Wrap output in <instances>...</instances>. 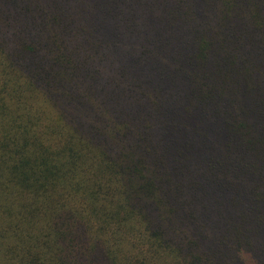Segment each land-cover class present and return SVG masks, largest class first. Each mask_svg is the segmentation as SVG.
Returning <instances> with one entry per match:
<instances>
[{
  "label": "trees",
  "instance_id": "trees-1",
  "mask_svg": "<svg viewBox=\"0 0 264 264\" xmlns=\"http://www.w3.org/2000/svg\"><path fill=\"white\" fill-rule=\"evenodd\" d=\"M0 264H264V0H0Z\"/></svg>",
  "mask_w": 264,
  "mask_h": 264
},
{
  "label": "rangeland",
  "instance_id": "rangeland-1",
  "mask_svg": "<svg viewBox=\"0 0 264 264\" xmlns=\"http://www.w3.org/2000/svg\"><path fill=\"white\" fill-rule=\"evenodd\" d=\"M214 261H216V260H214Z\"/></svg>",
  "mask_w": 264,
  "mask_h": 264
}]
</instances>
